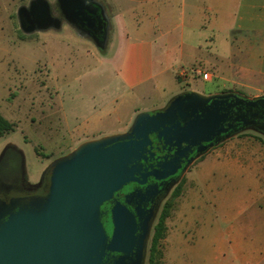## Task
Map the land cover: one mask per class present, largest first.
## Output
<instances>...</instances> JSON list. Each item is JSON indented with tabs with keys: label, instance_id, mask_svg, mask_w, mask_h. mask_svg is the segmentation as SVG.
<instances>
[{
	"label": "crops",
	"instance_id": "obj_1",
	"mask_svg": "<svg viewBox=\"0 0 264 264\" xmlns=\"http://www.w3.org/2000/svg\"><path fill=\"white\" fill-rule=\"evenodd\" d=\"M115 2L112 15L104 5L107 47L110 38L116 42L108 69L126 94L162 100L141 112L157 111L189 92L264 94V0ZM191 69L200 74L178 77ZM204 77L218 88H189ZM234 138L208 150L185 172L190 182L166 220L164 264H181L184 255L190 264H264V151L223 144Z\"/></svg>",
	"mask_w": 264,
	"mask_h": 264
},
{
	"label": "water",
	"instance_id": "obj_2",
	"mask_svg": "<svg viewBox=\"0 0 264 264\" xmlns=\"http://www.w3.org/2000/svg\"><path fill=\"white\" fill-rule=\"evenodd\" d=\"M16 18L24 35L60 31L64 23L99 51L108 44L109 17L97 0H29L18 8ZM242 109L244 116L254 109L264 112V98L184 93L171 98L163 110L137 114L125 134L80 144L52 164L49 194L40 210L10 214L0 224V264H103L106 251L121 253L116 263L121 264L132 249L127 244L134 240L132 230L125 221L115 222L108 242L100 207L128 183L144 182L135 177L138 168L129 165L146 159L151 135L164 147H176L172 159L154 174L162 179L181 169L184 154L195 151L201 157L234 136L232 125L243 120L238 115ZM112 215L126 218L133 228L132 218L119 204ZM145 256L138 264H145Z\"/></svg>",
	"mask_w": 264,
	"mask_h": 264
},
{
	"label": "rangeland",
	"instance_id": "obj_3",
	"mask_svg": "<svg viewBox=\"0 0 264 264\" xmlns=\"http://www.w3.org/2000/svg\"><path fill=\"white\" fill-rule=\"evenodd\" d=\"M28 1L0 0V115L15 125L0 138V158L7 148L17 151L23 181L34 185L42 173H50L57 159L69 155L84 142L127 133L137 114L160 105L162 100L157 96L142 100L119 89L107 65L116 45L112 38L108 47L99 51L92 41L78 36L66 24L60 31L24 35L16 12ZM99 1L106 5L110 15L116 11L115 0ZM201 79L189 88L202 92L218 88L214 79ZM242 93L246 96L239 95L248 99L262 95L264 98V94L253 97ZM223 144L257 145L264 151V135L244 131ZM189 182L184 173L181 194ZM182 260L181 264L191 262L189 255Z\"/></svg>",
	"mask_w": 264,
	"mask_h": 264
},
{
	"label": "flooded vegetation",
	"instance_id": "obj_4",
	"mask_svg": "<svg viewBox=\"0 0 264 264\" xmlns=\"http://www.w3.org/2000/svg\"><path fill=\"white\" fill-rule=\"evenodd\" d=\"M244 112L245 109L239 111L238 115L243 120L239 119L233 123L231 135L234 136L230 135V138L241 135L244 131L249 130L264 135L263 110L254 109L245 116L242 115ZM251 113H257V116L252 117ZM150 138L152 140L151 145L144 154L146 159L132 162L129 165L130 167L135 166L138 168L139 172L135 177L138 181L144 182L128 183L122 189L115 192L111 200L104 202L100 207V221L107 235L108 242L111 241L115 222L120 224L122 221H125L128 230H132L131 237L134 240L127 243L132 246V249L128 254H125L126 257L122 259L121 264L141 263L144 253H146V264L148 244L163 207L181 184L183 174L200 158L195 155V151L192 153L188 152L184 154L186 158H182L184 162L181 163V169L177 173L162 179H156L154 174H158L156 172L161 171L160 166L165 161L172 159L176 147L169 149L168 146L164 147L161 143H158L154 135H151ZM185 146V144H182L181 149ZM188 160H191L189 165L186 163ZM21 166V158L18 152L7 148L0 158V224L5 222L10 214L16 212H38L48 197L52 170L48 174L42 173L39 182L31 185L23 181ZM185 167L186 170L184 169ZM143 176L145 177L143 178ZM117 204L125 208V211L132 218L133 228H129L126 218L122 219L120 216H117L116 219L113 218L112 210ZM122 257L121 253L106 251L103 264H116Z\"/></svg>",
	"mask_w": 264,
	"mask_h": 264
},
{
	"label": "trees",
	"instance_id": "obj_5",
	"mask_svg": "<svg viewBox=\"0 0 264 264\" xmlns=\"http://www.w3.org/2000/svg\"><path fill=\"white\" fill-rule=\"evenodd\" d=\"M15 125L0 115V138L11 132ZM182 182L173 192L158 218L156 225L153 228L147 254L146 264H163L162 241L166 237L167 227L166 220L169 218L171 212L175 208L176 199H178L182 192Z\"/></svg>",
	"mask_w": 264,
	"mask_h": 264
},
{
	"label": "built area",
	"instance_id": "obj_6",
	"mask_svg": "<svg viewBox=\"0 0 264 264\" xmlns=\"http://www.w3.org/2000/svg\"><path fill=\"white\" fill-rule=\"evenodd\" d=\"M198 74H200V70H198V69H191V70H188V71L181 70L178 73V77L183 79V80H186V79H188L190 77H196Z\"/></svg>",
	"mask_w": 264,
	"mask_h": 264
}]
</instances>
